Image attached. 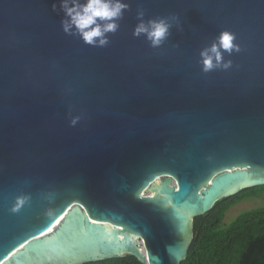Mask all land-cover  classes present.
<instances>
[{
	"label": "water",
	"instance_id": "1",
	"mask_svg": "<svg viewBox=\"0 0 264 264\" xmlns=\"http://www.w3.org/2000/svg\"><path fill=\"white\" fill-rule=\"evenodd\" d=\"M123 2L97 48L62 31L59 0H0V264H182L197 217L264 187V0ZM140 9L175 14L182 30L153 49L132 35ZM224 30L241 51L203 73L199 53ZM237 170L255 182L215 196ZM163 177V193L141 194Z\"/></svg>",
	"mask_w": 264,
	"mask_h": 264
},
{
	"label": "clouds",
	"instance_id": "2",
	"mask_svg": "<svg viewBox=\"0 0 264 264\" xmlns=\"http://www.w3.org/2000/svg\"><path fill=\"white\" fill-rule=\"evenodd\" d=\"M51 7L54 12L63 13L60 23L66 35L79 37L86 45L103 48L110 43L109 34H115L119 30L118 21L123 18L124 11L129 8V5L123 0H59V8L56 3H53ZM144 16V10H138L139 22L133 29L132 35L136 38L143 36L153 49L163 45L171 35L170 30L174 26L177 30H182L180 19L175 14L147 20ZM235 41L234 33L227 30L221 31L214 38L211 46L202 49L199 53L197 63L201 66V71L209 73L216 69L229 70L233 61L225 60L224 53L231 56L234 52L241 51L240 44ZM80 120V115L72 116L70 126L75 127ZM29 200L28 196H18L10 210L14 213L18 212ZM56 259L55 255L45 258L47 264H56Z\"/></svg>",
	"mask_w": 264,
	"mask_h": 264
},
{
	"label": "trees",
	"instance_id": "3",
	"mask_svg": "<svg viewBox=\"0 0 264 264\" xmlns=\"http://www.w3.org/2000/svg\"><path fill=\"white\" fill-rule=\"evenodd\" d=\"M263 195L264 187L247 189L218 201L194 221L195 237L182 264H264V208L245 211L226 224V212L245 197ZM257 195V196H258ZM88 264H142L134 256Z\"/></svg>",
	"mask_w": 264,
	"mask_h": 264
},
{
	"label": "bare ground",
	"instance_id": "4",
	"mask_svg": "<svg viewBox=\"0 0 264 264\" xmlns=\"http://www.w3.org/2000/svg\"><path fill=\"white\" fill-rule=\"evenodd\" d=\"M255 182V178H252L251 175L245 171V170H237L234 172H230L227 175V178L220 181L218 186L215 189V196H219V195H228L230 193L235 192L236 190L251 185ZM151 192L153 193V197H157L158 194L163 193V190L165 188V185L160 182V181H155V183L149 187ZM180 216L182 218L183 221V228H186L188 225V218L190 216L191 213V208H183L179 210ZM61 221H58L57 223L60 224ZM105 232L102 234V238H107L110 239V232H112L113 227L110 225H106L105 226ZM129 236V235H128ZM122 241L120 243H123V245H128L130 242V238H124L122 236L119 237L118 241ZM54 251H56V249L54 248ZM64 253H66V249H62L60 250ZM13 258H15V256H13ZM32 261L30 260H23L20 263L17 264H31ZM3 264H14L12 262H10V259L7 260L6 262H4Z\"/></svg>",
	"mask_w": 264,
	"mask_h": 264
},
{
	"label": "rangeland",
	"instance_id": "5",
	"mask_svg": "<svg viewBox=\"0 0 264 264\" xmlns=\"http://www.w3.org/2000/svg\"><path fill=\"white\" fill-rule=\"evenodd\" d=\"M165 177L159 178L156 181H163ZM142 195L145 196H153L150 188L142 191ZM255 194L254 197H245V200L238 202L237 204L233 205L225 214L224 223L228 224L233 221L236 217L242 214L245 211H249L255 208H264V194L258 195Z\"/></svg>",
	"mask_w": 264,
	"mask_h": 264
}]
</instances>
